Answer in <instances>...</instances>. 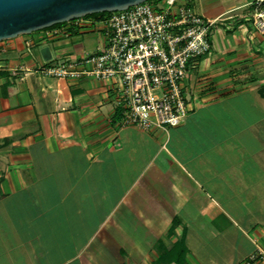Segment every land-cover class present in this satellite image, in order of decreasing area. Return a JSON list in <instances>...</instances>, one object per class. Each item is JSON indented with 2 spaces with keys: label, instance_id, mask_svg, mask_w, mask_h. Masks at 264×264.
I'll return each instance as SVG.
<instances>
[{
  "label": "crops",
  "instance_id": "0c3cea01",
  "mask_svg": "<svg viewBox=\"0 0 264 264\" xmlns=\"http://www.w3.org/2000/svg\"><path fill=\"white\" fill-rule=\"evenodd\" d=\"M252 1H184L221 19L188 66V110L172 127L122 126L108 82L37 71L42 46L52 59L93 51L97 25L0 40V264H154L158 241L182 237L188 264H244L253 240L264 244V152L250 150L264 138V36L249 24Z\"/></svg>",
  "mask_w": 264,
  "mask_h": 264
},
{
  "label": "built area",
  "instance_id": "2783aa9c",
  "mask_svg": "<svg viewBox=\"0 0 264 264\" xmlns=\"http://www.w3.org/2000/svg\"><path fill=\"white\" fill-rule=\"evenodd\" d=\"M181 0H147L95 18L73 17L63 23L97 25L103 41L78 57L44 60L37 71L55 78L90 76L106 81L115 95L122 126L142 130L180 124L188 103L182 89L190 62L209 52L208 18ZM249 24L264 36V0L251 3ZM57 31L66 34L64 27ZM244 264H264V244L253 240Z\"/></svg>",
  "mask_w": 264,
  "mask_h": 264
},
{
  "label": "water",
  "instance_id": "95a60500",
  "mask_svg": "<svg viewBox=\"0 0 264 264\" xmlns=\"http://www.w3.org/2000/svg\"><path fill=\"white\" fill-rule=\"evenodd\" d=\"M144 0H0V40L49 27L73 17L119 10ZM50 58L47 45L39 49Z\"/></svg>",
  "mask_w": 264,
  "mask_h": 264
},
{
  "label": "trees",
  "instance_id": "16d2710c",
  "mask_svg": "<svg viewBox=\"0 0 264 264\" xmlns=\"http://www.w3.org/2000/svg\"><path fill=\"white\" fill-rule=\"evenodd\" d=\"M158 1V0H155ZM105 13H107V11L104 12H97V13H91V14H87L85 16H89V17H95L98 18L102 15H104ZM59 23H55L49 27L46 28H50L53 26L58 25ZM45 29V28H43ZM264 87V86H263ZM173 227V225H172ZM187 251V248L185 246L184 243V239L183 237L177 240H174L172 242H170L169 244H164L162 241H158L157 243V257L155 259L154 264H188L187 261L185 260V253Z\"/></svg>",
  "mask_w": 264,
  "mask_h": 264
},
{
  "label": "rangeland",
  "instance_id": "374dc122",
  "mask_svg": "<svg viewBox=\"0 0 264 264\" xmlns=\"http://www.w3.org/2000/svg\"><path fill=\"white\" fill-rule=\"evenodd\" d=\"M148 2H150L152 5H154L155 7H159L162 0H158V1H155V0H147ZM37 31V30H36ZM33 32V31H32ZM95 38V33L92 34V39ZM90 49V48H89ZM91 51V50H90ZM263 105H264V101L262 102ZM241 147V145H240ZM236 148L234 147V150ZM242 150V149H240ZM250 150L251 151H257V152H264V138H263V141H262V144L261 143H253L250 145ZM253 249V248H252Z\"/></svg>",
  "mask_w": 264,
  "mask_h": 264
}]
</instances>
